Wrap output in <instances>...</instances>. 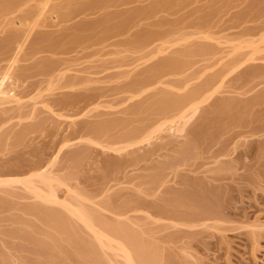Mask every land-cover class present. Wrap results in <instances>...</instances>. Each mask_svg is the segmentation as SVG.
<instances>
[{
    "label": "rangeland",
    "instance_id": "1",
    "mask_svg": "<svg viewBox=\"0 0 264 264\" xmlns=\"http://www.w3.org/2000/svg\"><path fill=\"white\" fill-rule=\"evenodd\" d=\"M16 3L0 10V77L21 98L0 104V264H127L79 208L155 264H264V0ZM41 173L56 201L35 195Z\"/></svg>",
    "mask_w": 264,
    "mask_h": 264
},
{
    "label": "bare ground",
    "instance_id": "2",
    "mask_svg": "<svg viewBox=\"0 0 264 264\" xmlns=\"http://www.w3.org/2000/svg\"><path fill=\"white\" fill-rule=\"evenodd\" d=\"M14 1V0H13ZM13 1H10V2H13ZM93 2H100V1H102V0H92ZM9 2V4H6V3H4L3 1H0V10H6L5 8L6 7H9V8H11V7H13L14 5H15V3L17 2V0H16V2H13V3H10ZM17 4V3H16ZM11 6V7H10ZM16 6V5H15ZM152 8V7H151ZM1 11V12H2ZM202 48V47H201ZM205 48H207V47H205ZM204 47H203V49H205ZM208 49V48H207ZM200 50H202V49H200ZM206 50V49H205ZM208 51H209V49H208ZM172 59V58H171ZM171 63V62H170ZM176 64V63H175ZM161 65V64H160ZM166 66H168V65H166ZM162 67H164L163 65H162ZM153 78V77H152ZM10 79H14L13 78V76H12V74H11V72L10 71H6L1 77H0V104H2V103H12V102H16V103H18L19 101H20V96H19V94L17 93V94H15L16 92L14 91V88H15V86H13V84L12 83H10V82H8L9 84V87H8V85H6V83H7V81L8 80H10ZM146 79H148L147 77H146ZM151 79V78H150ZM150 79H148V80H150ZM142 80H143V78H142ZM216 80V79H215ZM214 80V81H215ZM139 81V80H138ZM138 81H136V82H138ZM144 81H145V83L147 82L146 80H143V83H144ZM142 82V81H141ZM151 82H152V80H151ZM135 83V82H134ZM134 83H133V88H134V90L136 89V87L134 86ZM148 83V82H147ZM146 83V84H147ZM136 84V83H135ZM215 84V83H214ZM137 85V84H136ZM210 87V86H209ZM202 88V87H201ZM143 89V86H142V88H141V90ZM205 89V88H204ZM137 90H138V87H137ZM136 91V90H135ZM189 95V94H188ZM188 95H186V97L188 96ZM191 95H192V92H191ZM162 98V97H161ZM181 98V97H180ZM182 98H184V97H182ZM181 98V99H182ZM189 98V97H188ZM188 98H186L185 100L187 101V99ZM196 98H198V97H196ZM170 99V98H169ZM192 99H194V98H192ZM175 100V99H174ZM178 100H180L179 98H178ZM161 102L160 103V105H162V106H165L166 108H167V106L166 105H168L169 106V104H170V102H172V106H173V101L171 100L170 102H168V100H167V98H164L163 97V99H158V101H156L155 103L157 104V102ZM181 101V100H180ZM182 101H184V99L182 100ZM193 102H194V100H192ZM191 101V102H192ZM166 102H168V103H166ZM189 102V101H188ZM229 102V101H228ZM163 103H164V105H163ZM224 103H226V102H224ZM166 104V105H165ZM176 104V103H175ZM227 104V103H226ZM158 105H159V103H158ZM181 105H183V104H181ZM189 105V104H188ZM224 105V104H223ZM248 105V104H247ZM225 106V105H224ZM231 105H229V107H230ZM186 107V106H185ZM195 107H197V105H195ZM195 107H191L192 109V113L193 112H195L197 109H198V107L197 108H195ZM169 108H172V107H170L169 106ZM175 108H176V106H175ZM180 108L181 107H179L178 109H176V110H178L179 112V116H180V118L179 119H181V116L182 117H185V115H186V117H187V112L189 111V109H190V107L188 106L187 107V109L186 108H181V111H180ZM221 108H223V106L221 107ZM194 109V110H193ZM196 109V110H195ZM224 109V108H223ZM181 112V113H180ZM178 113H177V116H178ZM181 114V115H180ZM190 114V113H189ZM178 116V117H179ZM182 119H184V118H182ZM97 130V129H96ZM188 144H190V142L188 143L187 142V144H186V147H188ZM191 146H192V143L190 144ZM184 147H185V145H184ZM191 148V147H190ZM190 148H189V150H190ZM188 148H186V150H187ZM40 177H41V179H42V181H45V182H47L46 184L47 185H49V188L51 187V189L52 190H50L49 191V193H48V195L46 196V195H43L40 191H37L36 192V194L35 195H37V196H39V197H42V198H46V200H49V201H56L57 200V193L55 192V187H53V181H54V179L53 178H50V177H48L46 174H44V173H41L40 174ZM20 181V180H19ZM22 181V180H21ZM28 182H29V184H31V186H34V185H32L33 184V182H32V180H27ZM31 182V183H30ZM23 183H25V184H27L26 183V181L25 182H23ZM27 186H29L28 184H27ZM39 190V189H38ZM34 191H35V188H34ZM51 192V193H50ZM40 209H42V208H39V210ZM37 210V209H36ZM47 210V209H46ZM49 210V209H48ZM41 211V210H40ZM43 211L45 212V214H46V211L43 209ZM50 211V210H49ZM47 212V214L49 215H51V216H54V217H56V219L58 220V218H62V216L61 215H59L58 213H59V211L57 212V213H55V214H53L52 212L50 213V212ZM42 213V212H41ZM37 214H38V212H37ZM60 214H62V213H60ZM73 214H75V215H77L88 227H90L91 229H94V227L95 226H100V228H102V230L105 232V234H99L98 236V238H99V240H101L102 241V243L105 241V242H108L109 241V235H114V236H117V237H119L120 239H121V242H123V244L126 246V247H124L123 248V246L121 247L123 250H124V255H126V258H127V264H155V263H153L152 262V257H151V254H150V252L149 251H145V248L143 249L139 244V240L137 241L136 240V238L138 237L137 235H135V237L133 236V233H132V230H128L127 228H125L126 227V225L125 224H119V223H117V225L115 224H111V222H108L107 220H105V219H102V218H100L98 215H96V214H93L91 211H87L85 208H83V209H81V208H79V209H75L74 211H73ZM65 217V216H64ZM43 218V217H42ZM67 218V217H66ZM52 219V218H51ZM55 219V218H54ZM62 219H64V218H62ZM68 218L66 219V221L68 222ZM55 222H56V220H54ZM59 223V225H61L60 223H62L63 225H61V227H64V226H66L65 225V223H63L62 221H57V223H54L55 225L56 224H58ZM70 223V222H69ZM73 223V222H72ZM71 224V223H70ZM69 224V225H70ZM118 224H119V226H118ZM121 225V226H120ZM122 225H125V227L124 226H122ZM68 226V225H67ZM59 227V226H58ZM60 227V228H61ZM64 229H65V227H64ZM67 229V228H66ZM62 230V229H61ZM132 233V234H131ZM135 233V232H134ZM136 234V233H135ZM139 238V237H138ZM137 238V239H138ZM108 240V241H107ZM111 241V240H110ZM104 242V243H105ZM145 242V241H144ZM146 243V242H145ZM144 243V246L146 245ZM122 244V245H123ZM88 247H89V245H88ZM145 247H147V245L145 246ZM149 248V250H153L154 249V247H150V246H148ZM127 248V249H126ZM151 248V249H150ZM156 253H154V250H153V257L155 258V255Z\"/></svg>",
    "mask_w": 264,
    "mask_h": 264
}]
</instances>
